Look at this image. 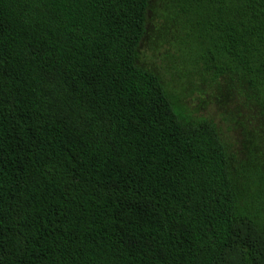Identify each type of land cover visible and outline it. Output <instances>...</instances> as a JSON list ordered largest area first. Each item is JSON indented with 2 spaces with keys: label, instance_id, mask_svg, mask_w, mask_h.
I'll use <instances>...</instances> for the list:
<instances>
[{
  "label": "trees",
  "instance_id": "1",
  "mask_svg": "<svg viewBox=\"0 0 264 264\" xmlns=\"http://www.w3.org/2000/svg\"><path fill=\"white\" fill-rule=\"evenodd\" d=\"M174 1L201 80L264 131V0ZM147 7L0 0V264H264V163L136 63Z\"/></svg>",
  "mask_w": 264,
  "mask_h": 264
},
{
  "label": "rangeland",
  "instance_id": "2",
  "mask_svg": "<svg viewBox=\"0 0 264 264\" xmlns=\"http://www.w3.org/2000/svg\"><path fill=\"white\" fill-rule=\"evenodd\" d=\"M174 6V0H148L136 63L158 77L182 121L215 127L233 166L264 163V131L254 108L227 81L201 80V69L190 60L184 21Z\"/></svg>",
  "mask_w": 264,
  "mask_h": 264
}]
</instances>
